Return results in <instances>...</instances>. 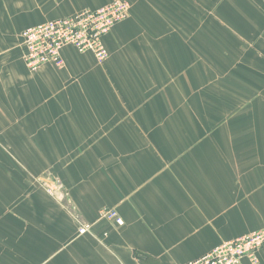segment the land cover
<instances>
[{"label": "crops", "instance_id": "0c3cea01", "mask_svg": "<svg viewBox=\"0 0 264 264\" xmlns=\"http://www.w3.org/2000/svg\"><path fill=\"white\" fill-rule=\"evenodd\" d=\"M110 1L0 0V264H21L26 212L44 264H188L264 226V0H126L106 61L66 46L27 68L26 28ZM44 170L68 203L21 204Z\"/></svg>", "mask_w": 264, "mask_h": 264}, {"label": "built area", "instance_id": "2783aa9c", "mask_svg": "<svg viewBox=\"0 0 264 264\" xmlns=\"http://www.w3.org/2000/svg\"><path fill=\"white\" fill-rule=\"evenodd\" d=\"M130 9V2L114 0L98 9H85L71 16L48 20L26 28L21 33V39L27 68L36 72L48 63L62 67L64 65L62 49L66 46H72L80 53L93 52L99 62L106 61L109 51L103 38L115 25L127 19ZM46 187L50 196L63 201L66 192L59 179L47 182ZM100 215L117 225L124 224L123 217L116 209H102ZM91 228V223H81L79 234L88 233ZM262 248H264V226L251 233L224 241L188 264H242L244 259L257 264L258 252Z\"/></svg>", "mask_w": 264, "mask_h": 264}, {"label": "rangeland", "instance_id": "374dc122", "mask_svg": "<svg viewBox=\"0 0 264 264\" xmlns=\"http://www.w3.org/2000/svg\"><path fill=\"white\" fill-rule=\"evenodd\" d=\"M112 1H114V0H112ZM173 1H174L173 11L176 9H178L181 12H185V11H189V10H193V11L195 10L198 13V12L203 11L205 6H207V5L209 6L208 3L211 1V10L210 11H213V14L216 12L215 8H214L215 7L214 0H210V1L209 0H173ZM217 1H219V0H217ZM164 8H165V11L171 9V7H166V6ZM131 9H132V5H131ZM131 9H130V13H129L128 17H130L132 14ZM30 171H32V170H30ZM33 172L36 173L37 171H33ZM50 174L51 173H49V171H47V170H44L38 174H33V173L29 172L31 190L29 189L30 191H28L26 195H23V199L20 200V203L24 204V202H26L27 200H29V199L31 200V196L34 197V195H37V198L40 201H45L47 199V195L56 201L57 199L50 196L47 192L46 183L55 179V176H52ZM36 191L39 194H34V192H36ZM68 201H69V198L66 194L64 196L63 202L68 203ZM31 203L33 204L34 201L32 200ZM37 212L39 213V211H37ZM31 214H32V212L31 213L26 212L24 217H29V216L32 217V219H31L32 223L34 221L33 218L36 217L35 225L32 226L31 224L29 225V223H28L27 225H22L20 227V230H21L20 236H21V239L24 240L23 242H21V244L25 246V248H24L22 245H20L21 252L23 251V253H24V256H22L20 258V262H21V264H44L43 263L44 259L42 257L41 258H35L33 256H29L28 252L26 251V246L28 247V246H32V244L33 245L36 244L37 249H38L39 247H42L44 245L43 233H42V231H43L42 225H43L44 218L43 217H37L36 214H33V215H31ZM9 228H11V227H9ZM39 232H41V233H39ZM27 235H30V236L35 235L36 236V243L34 241L32 242V244H31V241L27 242ZM30 253L34 254V252H32V251Z\"/></svg>", "mask_w": 264, "mask_h": 264}]
</instances>
